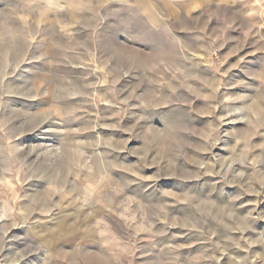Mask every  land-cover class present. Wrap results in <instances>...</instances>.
Here are the masks:
<instances>
[{"label": "rangeland", "instance_id": "1", "mask_svg": "<svg viewBox=\"0 0 264 264\" xmlns=\"http://www.w3.org/2000/svg\"><path fill=\"white\" fill-rule=\"evenodd\" d=\"M0 264H264V0H0Z\"/></svg>", "mask_w": 264, "mask_h": 264}]
</instances>
